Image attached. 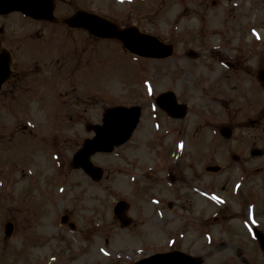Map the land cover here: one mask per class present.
Masks as SVG:
<instances>
[{
  "label": "rangeland",
  "instance_id": "374dc122",
  "mask_svg": "<svg viewBox=\"0 0 264 264\" xmlns=\"http://www.w3.org/2000/svg\"><path fill=\"white\" fill-rule=\"evenodd\" d=\"M54 1L55 17L77 8L93 11L119 25L135 24L173 44L175 51L165 59H141L126 54L116 41L91 39L58 21L38 25L29 36L17 15L6 19L4 26L10 30L1 34L3 44L24 58L26 66L22 67L27 68L20 71L15 67L25 76L24 88L36 83L31 76L36 66L45 65L48 73L43 76L51 78L54 92L59 88L68 93L62 100L47 94L42 97L44 103L26 104L23 98H16L13 102L20 109L9 110L11 118L5 114V121L1 111L8 110L0 107V127L2 119L9 124L8 129L2 128V134H8L11 128L19 134L0 151V258L6 263L10 253L17 260L15 264H29L34 257L62 249L64 257L62 263L60 257L59 264L75 253L78 255L71 264H133L140 257L178 247L200 259L201 264H258L255 250L248 263L242 259L246 256L243 248L237 254L236 246L222 247L219 241H209L214 235L239 243L247 233L245 225L264 230V89L257 79V71L264 67V0ZM25 37L29 41L22 40ZM228 63L234 67L231 69ZM248 65L252 67L245 70ZM247 71L252 74L250 84ZM47 86L50 93L49 82ZM166 90L174 92L177 101L187 107L186 115L171 121L170 126L166 119L160 124L163 116L155 104L157 95ZM24 95L22 91L17 93L19 97ZM55 96L59 101H55ZM252 98L253 105L245 104ZM221 99H229L232 104L222 106ZM120 104L140 105L141 118L128 142L111 153L92 156V162L103 170L101 180L94 182L71 166V154L81 138L91 135L85 125L99 122L107 107ZM222 126L232 129L229 141L219 134ZM181 130L185 131L183 136ZM156 132L164 133V143L173 140L176 144L173 159L164 157L169 156V150L172 152L170 146L160 152L161 169L166 162L170 165L179 158L184 167L190 166V171H200L202 165L220 166L216 173L200 171L197 179L191 173L192 188L195 191L196 186L205 195L196 193L192 197L193 192L182 189V203L178 205L182 208L192 197V204L186 208L193 219L216 216L215 221L210 218L209 222L214 226L213 234H194L193 226L194 230L182 237L171 232V220L155 227L140 223L149 218L162 220V211L169 217L176 212V207L166 206L173 196L163 184L164 173L158 186L141 182L132 200L129 196L133 183L139 181L136 176L148 171L153 159H159L154 157L159 155L158 145L151 143ZM209 138L213 141L210 147ZM179 145L181 154L177 157ZM254 147L260 150L257 154L251 152ZM231 155L237 156L235 161ZM242 166L245 169L238 170ZM206 183L215 187L210 188L215 194L207 192ZM250 184L262 200L258 207L245 210L240 195ZM249 193L257 197L256 193ZM125 197L136 201L128 210L134 223L130 231L121 228L112 213L115 201ZM217 199L225 206H220ZM63 213L75 223L78 233L61 226L58 219ZM217 213H222L220 220ZM182 214L178 211L177 217ZM7 220L13 223L8 245L2 241L3 222ZM163 226L166 231L160 234ZM64 234L58 241L60 236L56 235ZM49 236L51 241L42 243ZM173 237L175 241H171ZM32 242L37 247H31ZM15 250L20 251L18 258Z\"/></svg>",
  "mask_w": 264,
  "mask_h": 264
},
{
  "label": "water",
  "instance_id": "95a60500",
  "mask_svg": "<svg viewBox=\"0 0 264 264\" xmlns=\"http://www.w3.org/2000/svg\"><path fill=\"white\" fill-rule=\"evenodd\" d=\"M25 1L24 3H19L13 5L15 8H22L24 10H28L30 8V4L32 2H37V7L40 11H44L46 7H49V0H22ZM12 8V7H11ZM42 11V12H43ZM45 13H39V15H44ZM47 15V14H46ZM48 17V16H47ZM82 17V14L80 12L75 13L73 16L68 18L65 22L68 23L69 25H79L80 24V19ZM85 21L83 22V24ZM86 26H90V22L85 23ZM99 30L95 31L96 34L98 35H113L114 32L111 28L108 27H97ZM118 36L122 41L125 42V46L130 48L131 50L138 52L140 54H145V55H156L157 51L159 48L157 42L148 36H142V35H136V34H129L128 31H116L114 34ZM134 120V119H133ZM130 123L126 124L124 127L121 126L120 132L121 134L125 133L126 130H128L132 126V121H129ZM143 264H189L188 261L184 260L182 257L174 256V257H169V256H160L159 257H154L151 258L149 261L143 263Z\"/></svg>",
  "mask_w": 264,
  "mask_h": 264
}]
</instances>
